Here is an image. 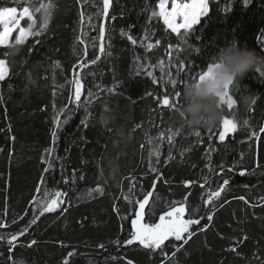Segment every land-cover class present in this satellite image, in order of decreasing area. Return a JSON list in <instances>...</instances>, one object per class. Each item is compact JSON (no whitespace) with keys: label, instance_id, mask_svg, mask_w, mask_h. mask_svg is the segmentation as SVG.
Masks as SVG:
<instances>
[{"label":"trees","instance_id":"16d2710c","mask_svg":"<svg viewBox=\"0 0 264 264\" xmlns=\"http://www.w3.org/2000/svg\"><path fill=\"white\" fill-rule=\"evenodd\" d=\"M43 2L51 7L40 35L16 45L21 51L14 58L11 46H0L8 67L0 80V264H264V77L253 70L242 82L256 93L255 103L225 104V116L238 128L223 142L222 123L197 137L182 126L180 103L176 109L161 103L163 94L171 95V79L182 90L187 70H204L233 39L264 54V0L247 6L209 0V16L187 36L191 49L162 21L159 0H110L106 16L103 0ZM38 6L39 0H0V10L28 7L33 31L44 24ZM180 61L185 71L178 77ZM77 78L79 106L68 103ZM224 179L228 187L206 204ZM149 191L144 223L158 222L175 202L186 207L185 219L203 215L206 230L194 225L179 251L182 242L173 240L163 252L123 245L138 210L135 199ZM52 199L60 206L40 215Z\"/></svg>","mask_w":264,"mask_h":264},{"label":"snow or ice","instance_id":"6c2138e0","mask_svg":"<svg viewBox=\"0 0 264 264\" xmlns=\"http://www.w3.org/2000/svg\"><path fill=\"white\" fill-rule=\"evenodd\" d=\"M167 3L168 0H159V15L163 18V22L167 26V28H169L172 33H176L177 36L180 37L182 42L191 49L192 46L188 44L187 36L189 35V33L194 31V26L200 24L202 17L209 16V0H186V2L185 0H172V10L170 12L166 10L165 6ZM250 3L251 0H243V4L245 6ZM109 5L110 0H103V14L105 16L107 15ZM50 7V4L46 5L44 3H41L39 7L35 8L36 12H40L41 10H44L45 12L44 24L41 27L40 31L32 30L35 26V19L30 13L28 7H24L19 16L16 15V7L4 8L0 10V25L3 26V30L0 31V46L13 47L24 43V41L29 36L40 35V32L47 27V19L49 15L47 9H49ZM152 14L154 16L157 15L156 12H153ZM24 16H27L29 21H31V23H29L27 27H21L19 23L20 19H22ZM17 29L18 35L13 42L10 40L11 33ZM181 30H183V34H181ZM101 39H103V30H101ZM127 39L130 40L133 45L137 43V41L133 39L131 35L127 36ZM147 47L150 49L151 47H153V45L148 44ZM193 50L197 53H199L200 51L199 48H195ZM99 51L100 53H103L105 51L103 44H101ZM91 63L95 64L96 59H92ZM213 67L214 65L210 62L207 64L206 68H203L204 70L198 72H195L192 69H188L186 75L180 78L179 85H183L184 88L190 81L203 80L211 72ZM161 71H163V67L161 68ZM184 71V62L180 61L177 76L179 77L181 72ZM7 73L8 67L6 61L4 59H0V80H3ZM148 75L152 76L153 74L152 72H148ZM260 76L264 77V72H260ZM72 83L74 84L73 97L68 101V103H75L76 106H79L81 102L83 84L78 78L74 79ZM170 84L172 89L171 95L167 93L163 94L161 103L164 106L176 109V105L181 102L182 90L179 88L178 81L176 79H171ZM88 95H92V93L89 92ZM228 100H230L231 102L226 103L227 108L232 109L237 102L235 99H232L231 96L228 97ZM60 112H65V109L61 108ZM71 114L72 110H67V118L63 121L64 123H67L68 120L71 119ZM244 123L247 124V121H244ZM60 126L61 121L59 119H56V127L59 128ZM237 128L238 124L236 119H229L227 116H225L222 122L221 130L218 133L219 140L223 142L230 133H235L237 131ZM200 135L201 133L196 134L197 137H199ZM252 135L255 136L256 133L253 132ZM52 137L53 142H55L57 138L56 131H53ZM156 155L159 156V149H156ZM45 162L48 163L47 161ZM48 167L51 168L52 164L48 163ZM47 170L48 169H45V171ZM153 171H155V168H153ZM240 175L243 176L245 175V173L241 171ZM41 183H43V181H41ZM228 185L229 180L224 179L222 182V186H220L218 190L213 191L205 201V203L212 204L213 198H219L221 196V193L225 191ZM154 187L155 185H153V188ZM37 191H39V189H37ZM96 191L102 192V189H97ZM60 195L61 194L59 192L56 193L57 198H59ZM87 195L90 197L92 193L89 192ZM152 195L153 193L149 191L147 192V194L143 195L142 198L135 199V204L138 205V210L135 212V218L131 219L130 221L131 231L129 232L128 237L123 240V245L138 244L140 246H143L144 249L151 250L152 252H155L156 250H160L161 252H163L164 248L166 247V242L173 240L175 242H182V244L176 248V250L179 251L180 247L186 245L195 234V230L193 229L194 225L200 226L201 230H206L207 225L201 224V220L204 219L203 215H201L199 218H193V216L195 215V213H193L191 216H189V218L185 219L184 217L186 214V207L183 203H181L179 206H176L175 202L169 207V210H165L163 214L158 217V222L150 224L144 223L143 221L145 208L149 204V200ZM124 199L128 200L129 197L125 196ZM241 199H243V197H241ZM35 203L37 205H40L39 200L35 201ZM60 203H63V201L61 200ZM154 204L155 201H153V205ZM59 206L60 204L57 202V199H52L50 202H45L43 203L42 207H40V215H43L45 212H53ZM210 211L211 210H209V212ZM206 218L207 221L210 222L212 221L213 216L212 214H206ZM36 220L37 217L34 215L30 223L35 224ZM26 231L27 227L21 231L20 235H23ZM0 239H3V237H0ZM16 239L17 236L13 235L10 239L7 240V243L9 245H13V242L16 241ZM31 243L35 244L36 241L33 240L31 241ZM115 243L117 245H120L121 241L117 240L115 241ZM101 247H103V245H101ZM68 255L71 256L72 253H69ZM173 255H175V252L173 253ZM19 264H23V262L21 261L19 262ZM64 264H69V262L65 260ZM89 264H91V262H89ZM128 264H131V261H129Z\"/></svg>","mask_w":264,"mask_h":264},{"label":"clouds","instance_id":"9594fccd","mask_svg":"<svg viewBox=\"0 0 264 264\" xmlns=\"http://www.w3.org/2000/svg\"><path fill=\"white\" fill-rule=\"evenodd\" d=\"M21 49L13 46L8 55H19ZM211 72L203 79L190 81L182 89L177 108L183 127L196 135L201 130L217 128L225 118L228 97H236L243 106L255 102L256 93H249L242 82L253 70L264 72V54L233 39L213 57Z\"/></svg>","mask_w":264,"mask_h":264},{"label":"rangeland","instance_id":"374dc122","mask_svg":"<svg viewBox=\"0 0 264 264\" xmlns=\"http://www.w3.org/2000/svg\"><path fill=\"white\" fill-rule=\"evenodd\" d=\"M16 3H20L21 1H23V0H14ZM37 1V0H36ZM186 2V1H185ZM41 3H44V4H46V5H48L46 2H43V0H39V6H40V4ZM38 6V7H39ZM166 10L167 11H171L172 10V0H168V3L166 4ZM41 11H44V10H41ZM159 11H160V9H159ZM22 12V10L21 11H19V10H17V16H19L20 15V13ZM30 13L32 14V12L30 11ZM32 16L34 17V15L32 14ZM162 18V17H161ZM35 19V18H34ZM162 21H163V18H162ZM178 22H179V20H178ZM19 23H20V26L21 27H27L28 26V24L29 23H31V21H29V19H28V17L27 16H24L22 19H20V21H19ZM169 29V28H168ZM2 30H3V26H2ZM1 30V31H2ZM183 32V30H181V33ZM17 35H18V29L17 30H15V31H13L12 33H11V37H10V40L11 41H13L14 42V40H15V38L17 37ZM144 222V221H143Z\"/></svg>","mask_w":264,"mask_h":264}]
</instances>
